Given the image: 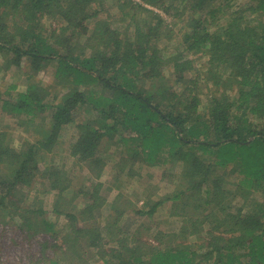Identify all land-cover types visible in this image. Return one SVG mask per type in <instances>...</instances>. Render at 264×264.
<instances>
[{
  "label": "trees",
  "instance_id": "16d2710c",
  "mask_svg": "<svg viewBox=\"0 0 264 264\" xmlns=\"http://www.w3.org/2000/svg\"><path fill=\"white\" fill-rule=\"evenodd\" d=\"M0 57L26 81L0 94V116L35 134L14 146L0 128V225L39 239L29 261L264 264V0H0ZM48 69L49 87L37 77ZM72 126L69 162L41 169ZM111 147L120 156L103 183ZM136 165L177 176L137 210L112 190ZM76 167L87 187L73 189ZM164 205L173 229L124 226Z\"/></svg>",
  "mask_w": 264,
  "mask_h": 264
},
{
  "label": "rangeland",
  "instance_id": "374dc122",
  "mask_svg": "<svg viewBox=\"0 0 264 264\" xmlns=\"http://www.w3.org/2000/svg\"><path fill=\"white\" fill-rule=\"evenodd\" d=\"M139 1V0H135ZM108 4V3H107ZM108 11L105 14L106 16H111V17H116L117 22H120V13L117 14L116 8L109 9V4L108 7H105ZM147 8V7H146ZM159 12V11H157ZM161 13V12H160ZM161 15H163L161 13ZM166 19V17H164ZM169 20V19H167ZM170 21V20H169ZM116 25H113L119 29L122 23H114ZM47 25V24H46ZM177 30L181 29V25L179 24L177 27ZM172 46V44H166L162 43L161 47L162 48H168ZM169 50H173L169 48ZM4 62L5 60L0 57V94L5 93L9 87L15 85L17 86L16 90H11L10 94L14 96L18 91H24V87L26 86V81H25V75L23 71V67L20 69L10 66L8 69H4ZM204 60L201 59H195V68H201L203 65ZM24 64L22 63L21 66ZM38 79L41 81V85L43 86H51L52 83V75L51 72L48 70H41L40 73L38 74ZM203 76L200 75L201 79ZM210 86L206 87L203 84L198 86V89L196 93H198V98L200 101V106L204 107L206 104L207 99L209 98L210 95ZM179 90V89H178ZM51 94L54 93V89H50ZM194 94V93H193ZM5 95V94H4ZM0 128L1 129H6L9 133V138L11 140L12 145L18 146L23 140L30 139L33 140V138L29 137V134L35 135L31 131V129H28V131L24 130L23 128L18 127L17 123L9 116L5 114H1L0 116ZM70 129L68 131H64L62 137H61V145L59 147V150L57 151L56 154L52 156H48L44 159V164H40V168L42 169L43 167H46L47 164H51L53 166H57L58 164H61L63 162L68 161L69 159L67 158V153L65 152V149L67 148L68 144L73 139L74 133H73V126L69 127ZM34 137V136H32ZM119 154H113V149L108 148L106 150V154L103 157L105 160L107 159L109 162L106 165V168L104 170V173L102 175V181L105 183L106 181H111L114 182L115 174L111 172V166L115 162H117V159H119ZM132 167L131 171H133L135 174L134 178L131 180H127L126 178L122 177V182L117 181L115 182V187L112 189L115 191V188L118 189V191H121V193L125 194V197H130L129 199L132 201L131 203L134 204V207H131L130 209H136L139 208L142 204L144 198L143 197H156L157 196H162L166 193H169L172 191L174 182L177 178V176H173V171H167L166 166L163 168H158V167H152V166H147L144 165L142 167L136 166H129ZM77 170L76 175L74 179L72 180V187L73 189H80L81 187H87L88 184L86 183V179L90 177V172H88L86 167H83L79 169L78 167L74 168V170ZM175 172V171H174ZM177 173V172H175ZM126 182V184H124ZM40 185V196H43L45 193L44 191H48L44 185ZM105 186L102 187L101 194L106 195V202L103 205L102 209L100 210V214L98 216V220H103L109 215L110 212V198L111 192H108V185L104 184ZM52 195L53 192H50ZM34 194L30 195V198ZM45 197V195H44ZM32 199V198H31ZM146 199V198H145ZM134 202V203H133ZM50 203H52V198L47 197V201L44 204L45 208L50 207ZM167 206L164 205L159 210L156 212V214L153 216L154 218H149V217H138L137 215H134L129 219V221H125L124 226H129V229H133L136 227L138 224H146V223H159L161 227L173 229L176 227V218H170L169 214L167 212ZM132 214V213H131ZM157 225V224H156ZM155 225V226H156ZM148 236L143 235L142 239L147 240ZM149 239V238H148ZM38 241L33 240L32 242H27L22 239V236H16L10 228L6 226L0 225V264H43L44 260L40 258V254L38 255V259L40 261H29L30 255L33 254V252L38 250L37 244L39 243V239L37 238Z\"/></svg>",
  "mask_w": 264,
  "mask_h": 264
}]
</instances>
